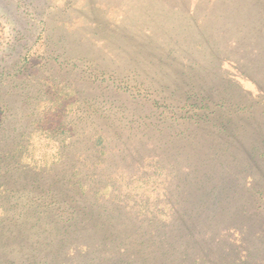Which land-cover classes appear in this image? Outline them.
<instances>
[{
	"label": "trees",
	"instance_id": "1",
	"mask_svg": "<svg viewBox=\"0 0 264 264\" xmlns=\"http://www.w3.org/2000/svg\"><path fill=\"white\" fill-rule=\"evenodd\" d=\"M52 8L55 12L48 20L43 12ZM80 17L67 4L54 5L52 0H0V34L6 33L4 25L9 33L0 44V259L13 264L7 251L14 242V255L22 264H65L68 239L76 231L69 218L81 212L102 249L110 251L109 257L95 256L94 264H128L132 256L135 260L129 264H201L207 252L202 241L206 231L215 234L221 227L245 223L242 218L255 202V186L233 183L232 176L236 180L240 173L251 175L260 188L264 175L257 172L256 163L264 165V118L244 145L243 157L229 149L217 150L214 157L222 164L239 160L230 166V177L208 186L199 182L200 192L184 200L176 166L142 153L136 134L110 141L107 125L93 127L86 147L57 169L60 147L76 133L81 114L94 113L110 97L107 84L90 83L76 63L81 58L67 54L68 46L89 39L93 43V34L80 33ZM76 33L80 41L69 44L67 39ZM208 116L194 123L211 122ZM45 122L55 124L46 147L56 149L35 154L31 146ZM127 178H133V192L120 210L128 213L116 217L119 209L102 210L103 203L119 201L112 191L121 189ZM64 193L71 195L68 205L60 203L66 200H60ZM239 195L246 203L235 204L237 222H230L222 216L227 214L226 200ZM199 213L204 226H186L185 221H197ZM194 236L199 240L185 245Z\"/></svg>",
	"mask_w": 264,
	"mask_h": 264
},
{
	"label": "rangeland",
	"instance_id": "2",
	"mask_svg": "<svg viewBox=\"0 0 264 264\" xmlns=\"http://www.w3.org/2000/svg\"><path fill=\"white\" fill-rule=\"evenodd\" d=\"M52 1L58 6L67 4L79 13L80 33L94 35L93 43L90 39L81 42L78 33L69 36V44L74 45L77 39L80 42L74 48L68 46L67 54L81 58L76 63L84 77L93 85L107 84L110 96L94 113L81 114L76 133L60 147L63 152L57 169L65 168L70 157L86 147L93 127L107 125L110 141L136 134L142 153L176 166L183 200L200 192L199 182L208 186L230 177V166L239 160L222 164L214 157L217 150L229 149L243 157L244 145L264 118V0ZM54 12L52 8L43 13L50 20ZM4 30L0 44L8 38L5 25ZM205 114L211 122L199 119L194 123ZM54 127L44 123L38 142L31 146L35 154L56 149L49 144L46 147ZM256 168L264 175L261 162ZM234 177L233 183L255 186L257 197L242 218L245 223L221 227L215 234L206 231L202 241L207 252L201 264H264V214L259 213L264 177L261 189L251 175ZM133 178L112 191L119 201L109 200L101 209H119L121 215L115 212L116 217L125 216L128 212L120 207L126 206V196L133 192ZM70 196L64 193L60 200H66L61 205H68ZM236 203L246 200L240 195L227 198V214L222 216L230 222H237ZM199 214L197 221H185L186 226L200 222L203 227ZM72 218L69 223L76 231L69 236L64 263L94 264L102 256L109 257L110 251L102 249L98 234L82 221L81 212ZM199 238H187L185 245ZM11 243L7 257L13 264H22L14 255L18 244ZM129 260L133 262L135 256ZM0 264L7 263L0 259Z\"/></svg>",
	"mask_w": 264,
	"mask_h": 264
}]
</instances>
